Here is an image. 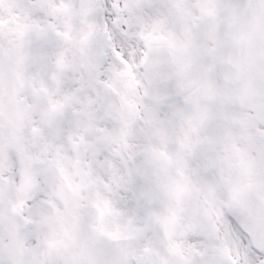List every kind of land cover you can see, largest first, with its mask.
Here are the masks:
<instances>
[{"label": "snow or ice", "instance_id": "6c2138e0", "mask_svg": "<svg viewBox=\"0 0 264 264\" xmlns=\"http://www.w3.org/2000/svg\"><path fill=\"white\" fill-rule=\"evenodd\" d=\"M0 264H264V0H0Z\"/></svg>", "mask_w": 264, "mask_h": 264}]
</instances>
